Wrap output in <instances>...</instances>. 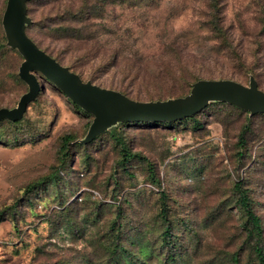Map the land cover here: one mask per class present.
<instances>
[{
    "label": "rangeland",
    "instance_id": "rangeland-1",
    "mask_svg": "<svg viewBox=\"0 0 264 264\" xmlns=\"http://www.w3.org/2000/svg\"><path fill=\"white\" fill-rule=\"evenodd\" d=\"M93 1L31 0L29 36L55 56L70 52L61 59L67 65L79 48L66 31L86 9L93 25L87 34L121 58L176 42L195 57L200 78L249 85L253 69L264 91V0H220L225 38L210 25L208 0H109L104 12ZM7 2L0 0V108L16 107L28 90L17 78L23 58L5 43ZM85 69L83 80L93 78L101 88L122 82L114 71ZM36 75L46 89L22 124L0 125V264H258L234 187L247 179L264 226V180L249 179L264 150V114L213 103L197 122L120 124L79 146L94 116ZM190 91L181 86L175 96ZM113 135L134 155L130 161ZM66 136L75 140L63 150ZM162 208L168 209V239Z\"/></svg>",
    "mask_w": 264,
    "mask_h": 264
},
{
    "label": "trees",
    "instance_id": "trees-1",
    "mask_svg": "<svg viewBox=\"0 0 264 264\" xmlns=\"http://www.w3.org/2000/svg\"><path fill=\"white\" fill-rule=\"evenodd\" d=\"M31 2V0H28L27 2V12H28V17L29 16V8L28 4ZM110 3L109 0H94L92 3V6L99 10V12H104L106 6ZM221 3L220 0H208V9H209V16H210V25L213 29V31L216 33V35L219 38H225V31L223 29L222 23H221ZM7 7V6H6ZM6 11V9H5ZM4 11V13H5ZM78 16L76 19H78V22L74 24L72 29H68L66 32L71 35L69 38L72 40V43L76 45L77 48H79V53H72V56L70 57V60L67 65H64L61 61V59H64L67 55V53L70 52H57L58 54L55 56L51 49L49 48H42L37 42H35L28 34V28L33 24L28 25L26 27V33L27 35L35 42V44L45 53H47L49 56H51L53 59H55L60 65L67 67L72 73L76 74L82 82L84 83H91L93 84V78H89L88 81H84L82 76L85 74L86 69L88 67L95 68L99 70L102 73H107L109 71H114L118 73L121 76V80L124 83H130L129 85H135V87L131 86H124V84L121 82L120 85H118L116 88H102L106 90H111L114 92H118L129 99H132L137 102H144V103H158V102H168L171 100H178V99H183L186 98L188 95H190L193 86L201 81V80H231L234 81L233 79L229 78H219V79H202L200 78V72L197 71L196 65L197 63L193 60L195 57L186 53L182 49L180 45H178L176 42H171L166 44L162 49H158L156 52L149 54V55H144V54H134L133 56H125L121 58V55L116 53L117 51L115 50H110L104 47L99 41L95 40L93 36L90 34H87V29L89 27H92L90 23H87V21L91 20L92 17L90 16L89 12H87L86 9L80 10V12H76ZM75 13V14H76ZM4 17V14H3ZM3 17H2V26H3ZM83 26H82V25ZM85 24V26H84ZM3 30L5 33V43L8 47H10L13 51L19 53L21 56L22 54L19 52L18 49H14L8 44V39L6 36V32L3 26ZM264 38V34H263ZM263 41V40H262ZM263 44V42H262ZM23 62L25 61L24 57L22 56ZM20 65V67H21ZM19 67V69H20ZM252 73L249 78V85L245 86H250L251 81L255 80L258 84L259 87V81L256 77V75L253 73L255 70L251 69L250 70ZM45 77V76H44ZM18 80L24 82L29 90L28 84L21 79L19 76L18 72ZM46 78V77H45ZM37 79L40 83V93L37 96V98L32 101L28 109L26 110L24 116L22 117L21 120L14 121L11 120L7 117H3L0 119V125L2 124H7L9 126H14L18 127L20 124L25 119V115L28 112L30 106L34 104L39 96L45 91L46 86L44 83L41 82L40 78L37 76ZM46 80L53 85H55L53 82H51L48 78ZM194 80V83L191 84V81ZM237 82V81H235ZM240 83V82H238ZM242 84V83H240ZM189 85L191 87V91L189 94L184 95V96H178L176 97L175 94L180 90L181 86H186ZM244 85V84H242ZM56 86V85H55ZM97 86V85H95ZM57 87V86H56ZM100 87V86H98ZM101 88V87H100ZM137 89L138 91H136ZM28 90L25 92L27 93ZM262 90V89H260ZM145 92L143 94L142 92ZM263 91V90H262ZM137 92L138 97L141 98L142 95L149 94L150 99L147 100H141V99H135L134 97H131V94ZM264 92V91H263ZM24 93V94H25ZM23 94V95H24ZM22 95V96H23ZM154 95V96H153ZM21 96V97H22ZM156 96V97H155ZM67 98H69L67 96ZM21 99V98H20ZM70 99V98H69ZM71 100V99H70ZM20 101V100H19ZM73 102V100H71ZM74 103V102H73ZM213 103H223V104H228L232 106H236L233 104H229L227 102L223 101H211L207 107H205L201 112L206 110L211 104ZM19 104V102H18ZM75 104V103H74ZM80 110H84L81 106L75 104ZM18 105L14 108H8V107H2L1 109H9L13 110L17 108ZM238 107V106H236ZM87 112V111H85ZM199 113L194 114L191 117L182 119V120H177V121H168V122H144V121H139V122H118L117 124L109 127L107 130L101 132L98 134L93 140L90 142L84 143L83 141L87 138V135L89 133V130L93 124V122L90 124L89 130L87 135L85 136L84 139H80L76 141V144L79 146H88L91 145L92 143L96 142L102 135H104L106 132L113 131L118 125H127L129 123H135V124H158L160 123L164 127H173L174 125L178 124H186L189 121L197 122L195 119V116H197ZM88 113V112H87ZM93 115V114H91ZM251 116H255L258 114H250ZM94 116V115H93ZM247 129L243 130L240 135V147L243 150V148L246 147V137H247ZM115 137V135H113ZM75 138L73 136H66L63 138V150H67L68 146L72 141H74ZM116 143L121 147V151L123 152L122 156L123 159L126 160V162L130 161L131 158L134 156L132 153L129 152L127 145L125 144L124 140L120 138L119 135L115 137ZM0 141H2V138L0 137ZM261 145L264 146L262 143ZM260 145V146H261ZM243 156V153L240 152V157ZM253 170L252 173L249 175L250 180H264V150L260 152V157L258 156V160H256L253 165ZM150 174L153 175V171L150 165ZM55 175H52L50 179L55 178ZM248 179V180H249ZM247 179L242 178L239 181L235 183V192L238 194V200L237 203L240 207L241 212L244 214L246 218V231H247V237L248 240L252 243V250L256 256L258 264H264V226H263V221L262 218L254 211L253 209V202L251 195L249 194L248 188L245 187V181ZM161 198L165 199L166 196L164 192L161 193ZM161 217L163 219V222L165 223L164 227V232L163 234L165 237L171 238V227L169 226L168 222V209L167 208H162L161 210ZM4 221L2 218V215L0 213V223ZM125 253H127L129 259L131 260L130 253L126 252V250H123ZM117 262V261H116ZM119 264V263H117Z\"/></svg>",
    "mask_w": 264,
    "mask_h": 264
},
{
    "label": "water",
    "instance_id": "water-1",
    "mask_svg": "<svg viewBox=\"0 0 264 264\" xmlns=\"http://www.w3.org/2000/svg\"><path fill=\"white\" fill-rule=\"evenodd\" d=\"M28 0H8L3 17V26L8 44L18 49L25 61L19 69V76L29 90L18 107L0 110V119L7 117L18 121L24 116L29 104L40 93L36 73L53 82L73 102L94 115L93 124L84 143L118 122H168L182 120L201 112L211 101H223L254 114H264V92L255 80L250 86L231 80H201L197 82L186 98L168 102H137L111 90L102 89L91 83H84L67 67L42 51L27 35L26 27L32 23L27 12Z\"/></svg>",
    "mask_w": 264,
    "mask_h": 264
}]
</instances>
